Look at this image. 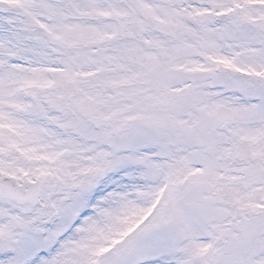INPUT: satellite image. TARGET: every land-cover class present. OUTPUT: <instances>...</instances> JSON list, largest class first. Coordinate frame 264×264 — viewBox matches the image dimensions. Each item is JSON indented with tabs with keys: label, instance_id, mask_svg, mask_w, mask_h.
<instances>
[{
	"label": "snow or ice",
	"instance_id": "6c2138e0",
	"mask_svg": "<svg viewBox=\"0 0 264 264\" xmlns=\"http://www.w3.org/2000/svg\"><path fill=\"white\" fill-rule=\"evenodd\" d=\"M0 264H264V0H0Z\"/></svg>",
	"mask_w": 264,
	"mask_h": 264
}]
</instances>
